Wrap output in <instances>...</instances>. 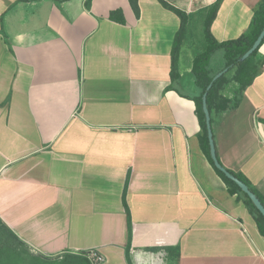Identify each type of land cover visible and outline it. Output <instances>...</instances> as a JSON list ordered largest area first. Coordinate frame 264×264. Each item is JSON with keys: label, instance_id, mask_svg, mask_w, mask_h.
<instances>
[{"label": "crops", "instance_id": "crops-1", "mask_svg": "<svg viewBox=\"0 0 264 264\" xmlns=\"http://www.w3.org/2000/svg\"><path fill=\"white\" fill-rule=\"evenodd\" d=\"M163 1L187 16L176 87L192 94L203 47L187 24L198 17L204 33L216 0ZM259 2L222 0L212 37L240 36ZM138 6L136 16L129 0H0V218L44 257L264 264L256 221L201 149L194 101L166 89L180 18L159 0ZM212 133L222 165L264 197V64Z\"/></svg>", "mask_w": 264, "mask_h": 264}, {"label": "trees", "instance_id": "trees-1", "mask_svg": "<svg viewBox=\"0 0 264 264\" xmlns=\"http://www.w3.org/2000/svg\"><path fill=\"white\" fill-rule=\"evenodd\" d=\"M61 1V0H57ZM222 0H216L208 9H207V17L204 25V36L206 43L203 46V49L200 53H198L194 59L192 64V74L194 77V83L196 87V91L192 94H184L181 92L177 87L176 84L179 80V72H178V54L179 48L181 43V35L184 29V25L187 21V16L182 13L181 11L171 7L169 4L164 2L163 0H159V2L167 9L173 11L179 18H180V28L179 31L176 33L175 40L173 43V48L171 52V70H170V77L171 83L166 87V89H174L180 95L188 97L194 101L195 104V113L197 115L201 131L198 135L201 149L203 150L205 156L213 166L214 170L217 174L222 178L224 183L227 186L228 192L230 194H236L237 200H242L251 215L253 216L254 220L256 221L257 227L259 232L264 237V218L253 205L251 200L248 196L243 193L240 188L230 179H228L220 170L214 167L213 162L209 155V146H208V138L206 133V126H205V118L204 113L202 110V94L211 81L212 77L221 69L228 67V70L223 73L219 78H217L211 88L208 90L206 103L207 108L210 114V122L211 124L215 122V120L221 115V113L227 109L234 108L238 106L243 91L249 86L255 77L260 74L264 64V55H258V49L264 43V38L260 44V46L254 50L245 60L240 61V57L243 55L245 51H247L258 34L260 33L263 25H264V0H260L256 9L253 12L252 19L249 23L248 28L237 38L226 40V41H217L215 40L210 31L209 26L211 21L213 20L219 5ZM91 0H85V7L87 9L90 8ZM131 8L133 9L136 16H139V6L138 0H129ZM119 10L111 11L110 18L113 20H119V22H124L123 17H118L117 13ZM217 51L221 52L222 57V64L218 68L212 67L213 57ZM234 83V88L231 89V96L228 95L227 90L229 85ZM216 148V147H215ZM217 155V151H216ZM217 158L221 163L218 155ZM222 164V163H221ZM229 172L236 175L240 178L243 182H245L249 188L259 197L261 202L264 204V197L261 193L248 181L240 173L234 172L228 168H226ZM127 186V178L124 184L122 200L123 205L125 207L128 222L130 223L129 219V212L125 202V191ZM0 232L1 236L4 234L11 237L20 245H24V243L13 233L11 229L0 218ZM130 225H129V234H128V243L125 248L126 255H128L130 247H131V235H130ZM1 238V237H0ZM178 250V247H176ZM6 250L0 249V264H2V260H5V257L8 256ZM77 259H81L87 261L89 264L90 262L85 257V255H78Z\"/></svg>", "mask_w": 264, "mask_h": 264}, {"label": "rangeland", "instance_id": "rangeland-1", "mask_svg": "<svg viewBox=\"0 0 264 264\" xmlns=\"http://www.w3.org/2000/svg\"><path fill=\"white\" fill-rule=\"evenodd\" d=\"M200 24V25H199ZM202 22L197 17L196 20L187 24V31H192L195 39V49L200 50L206 43L203 33ZM188 32V33H189ZM222 63L221 52L217 51L213 57L212 65L219 67ZM0 249L6 250L7 255L2 264H89L87 261L74 257H44L40 254L30 251L25 246L20 245L15 240L7 235L1 236L0 232Z\"/></svg>", "mask_w": 264, "mask_h": 264}, {"label": "water", "instance_id": "water-1", "mask_svg": "<svg viewBox=\"0 0 264 264\" xmlns=\"http://www.w3.org/2000/svg\"><path fill=\"white\" fill-rule=\"evenodd\" d=\"M263 38H264V25H263L260 33L256 37V39L254 40V42L250 46V48L243 53V55L240 57L239 60L240 61L245 60L254 50H256L260 46ZM227 70H228V67H225V68L221 69L220 71H218L212 77L211 81L208 83V85L206 86V88L202 94V110H203L204 118H205V126H206V133H207L208 146H209V155H210V158L213 162L214 167L217 168L218 170H220L228 179L233 181L240 188V190L248 196V198L251 200L253 205L256 207V209L259 211V213L264 218V204L261 202L259 197L249 188V186L245 182H243L236 175L229 172L219 162L217 155H216L215 142H214L213 133H212V124L210 122V114H209V110L207 108L206 98H207L208 90L211 88L213 82L217 78H219L223 73H225Z\"/></svg>", "mask_w": 264, "mask_h": 264}, {"label": "built area", "instance_id": "built-area-1", "mask_svg": "<svg viewBox=\"0 0 264 264\" xmlns=\"http://www.w3.org/2000/svg\"><path fill=\"white\" fill-rule=\"evenodd\" d=\"M90 264H100L104 261V257L97 251L90 250L84 253Z\"/></svg>", "mask_w": 264, "mask_h": 264}]
</instances>
